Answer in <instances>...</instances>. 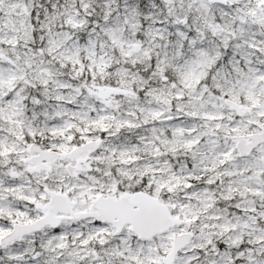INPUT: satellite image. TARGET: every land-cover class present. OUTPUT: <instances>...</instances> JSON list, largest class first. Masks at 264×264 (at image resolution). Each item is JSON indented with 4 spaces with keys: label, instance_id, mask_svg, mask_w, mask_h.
<instances>
[{
    "label": "snow or ice",
    "instance_id": "obj_1",
    "mask_svg": "<svg viewBox=\"0 0 264 264\" xmlns=\"http://www.w3.org/2000/svg\"><path fill=\"white\" fill-rule=\"evenodd\" d=\"M0 264H264V0H0Z\"/></svg>",
    "mask_w": 264,
    "mask_h": 264
}]
</instances>
